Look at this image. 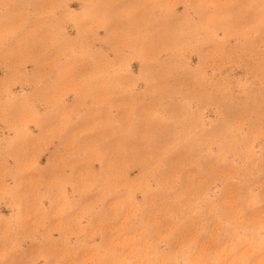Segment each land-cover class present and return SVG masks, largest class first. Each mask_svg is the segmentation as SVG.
Here are the masks:
<instances>
[{
    "label": "rangeland",
    "instance_id": "rangeland-1",
    "mask_svg": "<svg viewBox=\"0 0 264 264\" xmlns=\"http://www.w3.org/2000/svg\"><path fill=\"white\" fill-rule=\"evenodd\" d=\"M0 264H264V0H0Z\"/></svg>",
    "mask_w": 264,
    "mask_h": 264
}]
</instances>
